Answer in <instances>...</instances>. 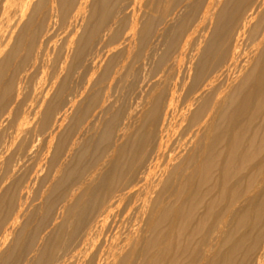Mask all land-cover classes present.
<instances>
[{"label": "bare ground", "instance_id": "1", "mask_svg": "<svg viewBox=\"0 0 264 264\" xmlns=\"http://www.w3.org/2000/svg\"><path fill=\"white\" fill-rule=\"evenodd\" d=\"M0 264H264V0L1 1Z\"/></svg>", "mask_w": 264, "mask_h": 264}, {"label": "rangeland", "instance_id": "2", "mask_svg": "<svg viewBox=\"0 0 264 264\" xmlns=\"http://www.w3.org/2000/svg\"><path fill=\"white\" fill-rule=\"evenodd\" d=\"M3 1V0H0V2Z\"/></svg>", "mask_w": 264, "mask_h": 264}]
</instances>
